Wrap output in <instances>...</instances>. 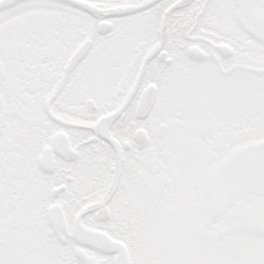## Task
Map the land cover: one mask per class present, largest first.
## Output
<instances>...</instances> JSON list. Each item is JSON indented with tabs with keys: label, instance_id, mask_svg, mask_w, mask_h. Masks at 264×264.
Masks as SVG:
<instances>
[{
	"label": "snow or ice",
	"instance_id": "1",
	"mask_svg": "<svg viewBox=\"0 0 264 264\" xmlns=\"http://www.w3.org/2000/svg\"><path fill=\"white\" fill-rule=\"evenodd\" d=\"M0 264H264V0H0Z\"/></svg>",
	"mask_w": 264,
	"mask_h": 264
}]
</instances>
